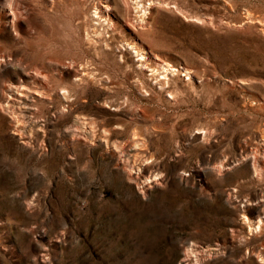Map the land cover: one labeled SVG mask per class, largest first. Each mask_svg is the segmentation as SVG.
<instances>
[{
    "label": "rangeland",
    "instance_id": "obj_1",
    "mask_svg": "<svg viewBox=\"0 0 264 264\" xmlns=\"http://www.w3.org/2000/svg\"><path fill=\"white\" fill-rule=\"evenodd\" d=\"M140 1L0 0V264H264V0Z\"/></svg>",
    "mask_w": 264,
    "mask_h": 264
},
{
    "label": "bare ground",
    "instance_id": "obj_2",
    "mask_svg": "<svg viewBox=\"0 0 264 264\" xmlns=\"http://www.w3.org/2000/svg\"><path fill=\"white\" fill-rule=\"evenodd\" d=\"M104 1H105L104 4H102V2L99 4L100 5L99 10H97V8L95 9L96 11L94 12V16H95L94 18L96 19L97 24H93L92 23L90 33L96 34V28L97 27L94 26V25H100L99 19H100V17L103 14L105 17L110 18V25L108 27L109 32L105 31V33L107 34V37L110 38V36H112L115 32H117V31H113V30H114V27L116 25L115 23L118 22L117 26L119 27V30L121 32H128V34L130 35L129 39L125 43L126 46H129L130 49L133 50L134 54H136V56L140 57L139 58L140 61H143L146 58L145 56H147V53L136 42V39H137V37H139L138 31L142 28L141 25L145 24V21H144V17L146 16L145 12L147 10H149V9H152L154 7V4L149 1V3L147 4V7L143 10L145 4L141 3L140 0H119L120 3L122 4L123 8L125 9V12H126V17L122 20V22H120L117 18H115L114 16L109 14L110 11L115 10L114 4L110 2L111 0H104ZM4 2H5L4 8L6 9V13L4 14V16L10 21V24L12 26H14V24L21 17V13L18 11L19 10V8H18L19 0H4ZM131 12H134V13L142 12V14L130 18L128 14L131 13ZM113 21H114V23H113ZM85 41H86V43L88 45H90L92 43V40L90 39V36H89L88 32H86ZM149 62L152 65H148V63H145V66L149 67L151 69L150 71H152L154 73L162 71V73H166L167 74V72H169V70L172 73H173V71H176V68H173L169 63H166L160 57L153 56L151 58V60H149ZM67 68L73 71L75 76L78 78L79 82L84 80V78L92 79V77H91L90 73L87 71V69H84L83 71L81 70V73H79V72L75 71L71 66H68ZM184 70H185L184 72H186V74L184 76L191 74V72L188 71L187 69H184ZM166 74H164V77L166 76ZM34 76H35V78H38V79L42 80L43 82L46 79V76L42 75L38 71H35ZM44 84H46V83H44ZM20 89H24V88L22 87ZM42 89L43 88H40L41 92L40 91H34L35 92L34 94H36V95H38L40 97L44 96L45 94L42 92ZM30 92H33V91H30ZM5 101L6 102H5V106L4 107L11 109L12 115L17 121V117H19L20 114H21V111L19 112L20 109L19 108H14L13 104L9 105V99L8 98ZM82 122H84V121H82ZM82 125L83 126H88V123L87 122H85L84 124L82 123L81 126L79 127V129L82 128ZM88 131H89V128H88L87 132ZM75 132H78L77 135L80 134V132L77 131V130ZM82 133H85V130ZM104 140H106V139H104ZM263 152H264V149H263ZM246 160L247 159H244V161H246ZM249 160H252L254 172H255L256 175H258L263 169L262 166H264V158L263 157H258V158L252 157ZM126 167L128 168L127 169L128 171L126 170L128 178L133 181L135 179V177L133 176V172H132L133 167H131V166L130 167L126 166ZM221 169H224V170L229 169V166L226 164V162H224L221 165ZM160 184L161 183H159V182H156V183L154 182L153 185L152 184L145 185V186H147L146 190H149V189L153 188L154 186H158ZM258 208H259V211H258V216H257V220H258L257 221V226H259L260 224H264V218H263L264 217V202H260L259 205H258ZM216 250L217 249H210V251L209 250H202L201 253H199L198 255H199V257H201L200 254H202L203 257H208L209 258V257H211L212 255L215 254L214 251H216ZM187 254H193L192 250L187 251ZM200 260H202V258H197L196 257L195 260H194L195 261L194 263L196 264L198 262H201Z\"/></svg>",
    "mask_w": 264,
    "mask_h": 264
}]
</instances>
